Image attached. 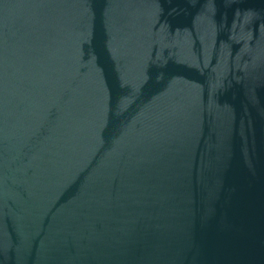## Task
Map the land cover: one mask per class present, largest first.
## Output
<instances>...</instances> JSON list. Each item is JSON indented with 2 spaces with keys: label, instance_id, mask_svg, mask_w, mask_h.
Here are the masks:
<instances>
[{
  "label": "water",
  "instance_id": "95a60500",
  "mask_svg": "<svg viewBox=\"0 0 264 264\" xmlns=\"http://www.w3.org/2000/svg\"><path fill=\"white\" fill-rule=\"evenodd\" d=\"M0 264H264V0H0Z\"/></svg>",
  "mask_w": 264,
  "mask_h": 264
}]
</instances>
